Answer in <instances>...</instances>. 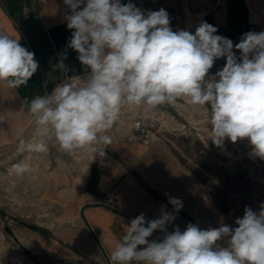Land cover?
I'll list each match as a JSON object with an SVG mask.
<instances>
[{
  "label": "clouds",
  "instance_id": "1",
  "mask_svg": "<svg viewBox=\"0 0 264 264\" xmlns=\"http://www.w3.org/2000/svg\"><path fill=\"white\" fill-rule=\"evenodd\" d=\"M63 3L71 36L53 71L64 78L50 93L24 100L22 107L35 117L37 138L22 140L19 151L46 153L54 141L67 153L91 147L94 158L103 159L112 143L106 133L123 109L151 111L187 100L210 110L214 146L246 141L249 157L264 160V31L246 32L234 44L206 21L194 33L174 31L164 8L141 10L131 0ZM68 49L77 54L83 75H68ZM220 59L224 66L210 74ZM38 66L20 38L0 31V83L26 87ZM14 168L29 170L23 162ZM168 203L172 211L162 207L154 219L141 213L127 224L111 252L112 264H264V202L258 210L245 206L234 226L221 218L217 227L188 223L183 231L168 230L182 200L169 196ZM156 232L162 237L153 238Z\"/></svg>",
  "mask_w": 264,
  "mask_h": 264
},
{
  "label": "crops",
  "instance_id": "2",
  "mask_svg": "<svg viewBox=\"0 0 264 264\" xmlns=\"http://www.w3.org/2000/svg\"><path fill=\"white\" fill-rule=\"evenodd\" d=\"M186 1L152 0V5L154 11L164 8L169 13L174 31L184 28L193 31L200 21L187 19ZM220 1L221 7L206 20L217 28L216 34L235 44L246 32L264 31V0ZM67 13L63 0H0V31L20 38L21 45L34 53L39 65L26 87L12 89L0 83V165H7L9 156L14 154L16 164H27L29 170L25 173L7 169L14 172L18 183L15 202L19 205L23 200L24 207L28 206L24 211L36 214L39 221L42 217L38 215L49 214L48 222L18 223L9 217L18 213L17 206H10L6 212L0 210V233L4 239L1 248L17 250L19 261L27 260L26 264L28 258L30 264H112L111 252L126 233L127 224L141 213L154 219L162 207L172 211L169 196L183 202L173 225L168 226L169 231L174 226L183 231L188 223L198 224L202 229L217 227L221 218L225 224L233 225L207 185L186 167L172 145L164 141L149 145L124 142L116 137L113 126L106 133L112 143L103 159L94 158L91 147L78 150L82 154L74 152L80 157L72 158L73 154L70 156L50 141L46 153L19 151L22 140L32 142L37 138L35 117L22 107L24 100L50 93L64 78L53 71V65L71 36L64 21ZM67 52L65 63L71 69L68 75H83L85 69L76 60L75 51ZM77 165L84 169L78 171ZM94 170L96 189L101 196L88 191ZM99 204H107L117 212ZM85 206L89 207L84 210V216L106 255L82 218ZM54 209L62 217L53 215ZM157 237H162V233H154L153 238ZM22 250L26 253H21Z\"/></svg>",
  "mask_w": 264,
  "mask_h": 264
},
{
  "label": "rangeland",
  "instance_id": "3",
  "mask_svg": "<svg viewBox=\"0 0 264 264\" xmlns=\"http://www.w3.org/2000/svg\"><path fill=\"white\" fill-rule=\"evenodd\" d=\"M237 55H239L238 52ZM224 64L225 60L220 59L219 62L214 64L210 74L220 70ZM143 109V107H133L129 113L125 108V112L122 114L129 121ZM154 110L158 114L163 113L166 117H169L166 122L167 125H163L158 136L159 139L155 142L160 140L172 145L173 150L187 165L186 167L202 183L206 184L208 190L216 196L218 205L231 217L233 226L235 219L243 216L245 206L258 210V205L264 202V160L249 157V146L246 141H238L236 144L226 141L223 148L214 146L210 141V110L207 107L202 108L191 105L187 100H177L175 104L160 106ZM173 117L175 121H173ZM168 125L170 127L166 128ZM180 125L186 126L183 131L172 129ZM50 142L55 143L54 141ZM142 144L144 145V143ZM57 148L60 149L58 145ZM77 153L82 154L83 152L77 151ZM68 154H73L72 158L80 157V154L74 152ZM16 159V154L11 155L8 158L7 165L6 163L0 165V210H9L10 207L2 205V201L17 192L16 176L14 172L7 171L8 168L15 169ZM76 169L82 171L84 167L81 168L77 165ZM9 174H13V176H9ZM91 180L92 177L90 182ZM38 216L42 217L39 223H43L46 222L43 217H48V214L42 213ZM9 217L14 218L18 223L27 221L17 213H13ZM56 217L59 219L62 214L59 213ZM28 221L38 222L36 216ZM0 250L7 252L4 255L0 253V264H26L27 262V260L26 262L24 260V263L19 261V252L15 249L7 250L0 246ZM23 252L25 251L22 250L21 253ZM1 258L8 259V261ZM28 264H30L29 258Z\"/></svg>",
  "mask_w": 264,
  "mask_h": 264
},
{
  "label": "built area",
  "instance_id": "4",
  "mask_svg": "<svg viewBox=\"0 0 264 264\" xmlns=\"http://www.w3.org/2000/svg\"><path fill=\"white\" fill-rule=\"evenodd\" d=\"M132 3H134L137 7L141 8V10H153L154 6L152 5V0H131ZM220 0H187L185 2L184 12L185 15H187V19L191 21H206L208 19V16H210L212 13H214L217 9L221 7ZM26 19H29V15L26 13ZM184 30H186L184 28ZM195 30L190 31L194 33ZM219 62L217 60L215 63ZM127 111L130 113L131 108H126ZM125 112L124 109L122 113ZM168 116L166 117L163 113L158 114L155 112V110L148 111L146 109H143L139 114L134 115L129 121L126 120L123 117V114H121L119 121L114 125L115 135L119 140L125 141V142H142L144 144H151L154 143L156 140L159 139L160 131L162 130V127L164 124H166L168 120ZM175 118L173 117V121ZM167 125V124H166ZM166 127V126H165ZM170 127L168 125L166 128ZM185 125H180L176 128H172L176 131H183ZM9 176H13V174H9ZM18 191V190H17ZM17 194V192H16ZM15 194V195H16ZM12 198H11V197ZM2 201V205H5L7 207L10 206H17V214H19L23 219L31 220L34 219L36 214L33 213H27L24 211L26 207H24V201L20 200L19 205L17 202H15L14 194L10 195ZM17 203V204H16ZM24 207V208H23ZM53 215L59 214V210H52ZM49 215V214H48ZM46 219V222H48V217H43ZM37 219V217H36ZM38 220V219H37ZM39 222V220H38ZM3 237L0 233V246L3 244ZM0 253L4 255L5 253L0 250ZM4 257V256H3ZM6 258V257H4ZM4 258H1L2 260H5ZM8 261V259H6ZM5 260V261H6Z\"/></svg>",
  "mask_w": 264,
  "mask_h": 264
},
{
  "label": "water",
  "instance_id": "5",
  "mask_svg": "<svg viewBox=\"0 0 264 264\" xmlns=\"http://www.w3.org/2000/svg\"><path fill=\"white\" fill-rule=\"evenodd\" d=\"M99 205H100V206H104V207H108L109 209H112L113 211H116V212H117V210H115L114 208H111V207H110L109 205H107V204H99ZM87 207H89V206H85V208H84L83 211H82V218H83L85 224L87 225V228L89 229L91 235L94 236L93 238H94V240L96 241L97 245L99 246L100 250L103 252L104 255H106V254H105L106 252H104L103 247H102V245L100 244V242H99L97 236H95V233L93 232L92 228L90 227L88 221L86 220V218H85V216H84V210H85Z\"/></svg>",
  "mask_w": 264,
  "mask_h": 264
},
{
  "label": "trees",
  "instance_id": "6",
  "mask_svg": "<svg viewBox=\"0 0 264 264\" xmlns=\"http://www.w3.org/2000/svg\"><path fill=\"white\" fill-rule=\"evenodd\" d=\"M96 184H97V172L94 170L92 175V180L88 185V191H90L94 195L101 196L100 192L96 189Z\"/></svg>",
  "mask_w": 264,
  "mask_h": 264
}]
</instances>
